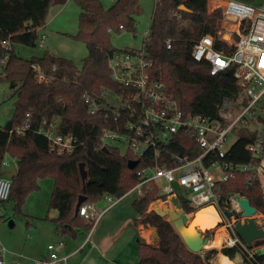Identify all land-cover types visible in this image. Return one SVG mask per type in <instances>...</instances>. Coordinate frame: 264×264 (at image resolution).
I'll return each instance as SVG.
<instances>
[{"label":"trees","instance_id":"16d2710c","mask_svg":"<svg viewBox=\"0 0 264 264\" xmlns=\"http://www.w3.org/2000/svg\"><path fill=\"white\" fill-rule=\"evenodd\" d=\"M72 1L80 9L78 32L67 36L84 43L88 51L80 69L71 60L54 57L49 52L30 60L15 52L17 44L35 47L38 30L46 26L51 8L63 6L68 0H0V39H9L13 47L7 65L2 66L0 81L8 83L16 96L13 116L0 129V178L6 175L3 168L5 159L16 160L17 175L11 179L10 198L3 205L5 208V205L13 203L14 214L22 213L27 197L40 190L41 181L52 179L54 186L48 212L58 213L52 219L55 233L60 238L76 239L94 227L93 221L80 216L77 210L79 197L85 196V204L94 205L107 196L119 200L139 183L137 171L145 166L140 161L137 169L130 170L128 162L136 160L134 155L122 154L119 148L111 145L107 146L108 151L103 150L104 131L113 127L105 123L103 113L89 115L88 106L83 101L87 94L104 104L113 94L125 89L111 79L108 60L120 51L112 45V37L122 31L135 32L136 16L143 0H116L110 6H105L100 0ZM153 1L155 10L145 46L147 59L152 62L151 74L164 83L169 95L178 100L183 113L199 114L214 120L225 98L234 102L242 99L246 105L248 99L235 79L236 67L211 76L208 64L197 63L191 57L193 45L202 37L209 35L217 39L222 11L217 9L209 14V0ZM239 1L253 4L256 0ZM181 6L188 12L180 10ZM168 39L173 41L171 50H167L165 45ZM216 46L221 48L224 45L217 41ZM4 54L0 47V58ZM33 65L49 78L48 82L36 79ZM259 108L258 121L264 128V99ZM28 120L30 127L18 133L17 129ZM52 126L54 130L72 134L78 139L73 153L57 156L50 151L49 141L42 133ZM258 134L248 126L240 128L239 139L230 147L225 161L261 166L263 158H256L246 150ZM165 153L194 156L198 149L194 142L181 137ZM81 163L87 170L86 181L80 175ZM249 182L247 174H239L234 180L220 185L221 208L227 209L228 200L240 196L264 216L261 184L255 181L251 186ZM160 199L163 198L159 195V188L149 185L132 204L136 215L146 219L158 233L155 245L141 239L138 250L140 264H211L208 256L194 253L186 246L171 222L155 210L149 211L150 205ZM181 206L188 214L194 212L186 200L181 199ZM248 251L225 248L222 253L231 260L240 254L245 263L264 264V257L258 255H254L252 263L249 262ZM212 253L216 254L217 250L208 252Z\"/></svg>","mask_w":264,"mask_h":264},{"label":"built area","instance_id":"2783aa9c","mask_svg":"<svg viewBox=\"0 0 264 264\" xmlns=\"http://www.w3.org/2000/svg\"><path fill=\"white\" fill-rule=\"evenodd\" d=\"M107 1L114 3L116 0ZM222 3V19L219 22L217 39L209 35L202 37L193 45L191 57L197 63L208 64L211 76L236 67L235 79L244 97L248 99L246 105L242 99L234 102L231 98H225L214 120L199 114L185 115L178 100L167 93L164 83L152 77V62L147 59L145 48L149 33H146L143 46L139 50H120L108 60L111 79L125 88L121 93L113 94L104 104L98 103L87 94L83 98L89 115L103 113L105 123L113 127L104 131L102 148L121 145L135 156V161L139 162L137 168L140 161L145 164L137 171L139 183L129 193H137L139 197L145 186L155 185L163 198L158 201L163 205L175 209L171 202L173 197L180 204L181 199L188 201L194 212L188 214L183 210L187 216L209 206L215 207L221 216L217 208L222 209L220 185L234 180L239 174H247L251 186L259 181L261 166L234 164L225 161V158L230 149V135L235 130L255 123L262 125L258 117L261 112L259 105L264 99V5L255 6L239 0H224ZM45 39L46 36L42 35L40 47H43ZM217 41L224 46L217 48ZM165 45L167 50H171L173 41L168 39ZM0 47L5 53L0 58V65L4 67L13 47L9 39H0ZM32 68L37 72L38 81H49L36 65ZM29 127L28 120L17 132L22 133ZM53 127L42 133L49 141L50 151L57 156L73 153L78 146V139L72 134H62ZM181 137L194 142L198 149L196 155L165 153ZM246 150L256 158L262 157L264 134L260 132ZM12 164L13 168L10 169L9 162L5 160L4 170H17V161L12 159ZM11 188L12 180L6 175L2 176L0 221L4 219L3 205L9 201ZM105 199L110 203L117 201L110 196ZM230 199L231 202L234 199V207L222 211L235 209L237 214L228 218L225 226L227 237L222 248L248 251L247 245L235 231L236 223L243 222L235 216L241 211L239 203L236 196ZM79 214L84 219L93 221L95 226L102 212L97 205L84 203ZM222 224L223 218L219 226ZM64 245L63 241L49 245L48 257L43 260L7 262L6 256H10L11 252L0 242V264H67L68 257L59 253ZM248 253V261L252 263L255 251Z\"/></svg>","mask_w":264,"mask_h":264},{"label":"rangeland","instance_id":"374dc122","mask_svg":"<svg viewBox=\"0 0 264 264\" xmlns=\"http://www.w3.org/2000/svg\"><path fill=\"white\" fill-rule=\"evenodd\" d=\"M100 1L105 6L111 5V3H109L107 0ZM221 1L223 2L224 0H209L208 13L212 14L217 9H220L222 11L223 3ZM253 4L255 6H259L261 4L264 5V0H256ZM61 7H65V11L61 13L60 16L55 20H52V18L56 9L54 7L53 9L51 8L46 26L39 29L38 31V42L35 47H28L17 44L15 45V52L20 57L26 60H30L34 57H42L46 52H49V54L51 55L71 60L75 64V66L80 69L82 67L83 60L88 55L87 48L84 43L73 40L72 38L67 36V34L74 35L78 32V18L80 14V9L72 0H68V2ZM154 10L155 1L143 0L141 2L140 13L136 16L137 27L135 32L122 31L120 34H113L112 45L118 50H139L140 48H142L146 33H150ZM42 35H45L46 39L44 41L43 47H40L39 41L41 40ZM1 73L2 66L0 65V75ZM15 100L16 96L12 87L8 83L0 81V129L5 127V125L12 118L14 113ZM248 127L252 132L257 131L258 133L261 132L262 134H264V128L262 127V125L255 123L249 125ZM239 130L240 128L235 130L230 135L229 147L233 146L239 139ZM114 146L119 148L122 154H127L125 147L115 144ZM262 158L263 160L259 169V181L264 191V154L262 155ZM51 183H53V180L50 178H47L40 182L41 189L39 191L32 192L27 197L25 203L22 206L21 214H14L13 203L7 204L8 208L5 211L4 219L1 221L5 223V226L9 230L13 231L14 234H20L21 230H23V225H25L26 227V223L28 222L27 217H29L30 215L38 216L39 214H44L47 212L50 196L52 193V187L50 186ZM233 200L228 208L234 207L235 202ZM104 201V204L107 203V200ZM158 203L160 202L156 201L152 203L149 207V211H152L153 209H158L161 212L166 210L171 212L173 210V208L169 205L159 206ZM217 208L220 211L222 218L224 219V224L220 226L225 227L228 221V217L226 216L225 212L222 211V209H220L219 207ZM235 216L237 217L238 215ZM257 216L261 215L257 213ZM165 218L167 221L170 222V217L168 215ZM145 221L147 220H142L141 218H138L137 226H139V228L143 232H149L150 235L148 236V238L146 239L144 237L145 242L150 245H155L157 243L158 237L153 239V234L155 235L157 231L155 228L150 227L148 225V222L145 223ZM10 222H16V226L11 228ZM256 222L259 224V227L264 229V216L256 218ZM204 236L211 237L213 239L214 230L203 232L201 238H203ZM211 238H209L210 241L212 240ZM210 241L207 245V247L210 249H207L202 253L210 258L211 264H219V259L223 254V248L222 246L220 248L210 247ZM257 242L259 243V245L263 244L259 247H264V239L259 240ZM55 244L56 243H54V245ZM256 247L257 246H255V248ZM212 249H216L217 253L208 254V252ZM7 250L10 251L9 249ZM254 250L255 249H251L250 252ZM234 261L237 264H248L245 263L243 257L240 254L235 257Z\"/></svg>","mask_w":264,"mask_h":264},{"label":"crops","instance_id":"0c3cea01","mask_svg":"<svg viewBox=\"0 0 264 264\" xmlns=\"http://www.w3.org/2000/svg\"><path fill=\"white\" fill-rule=\"evenodd\" d=\"M54 8L56 11L52 20L65 11V7ZM5 160L12 169V159L7 157ZM8 172L10 171L5 170V173ZM50 186L53 190L54 182ZM137 198V193H129L114 203L104 198L97 204L98 210L102 212L99 221L91 232L79 235L76 239L60 238L56 235L52 222V219L58 216L56 211L47 210L38 216L30 215L27 217L26 227L23 225L20 234H14L0 221V242L11 251L6 260L7 262L43 260L48 257L49 245L63 241L65 245L59 253L68 257L67 264H140L138 250L141 239L145 241V231L143 233L137 226L139 217L132 207ZM104 200H107V203L104 204ZM7 208L8 205H5V211ZM47 216L49 219L46 220ZM15 226L16 222H10L11 228Z\"/></svg>","mask_w":264,"mask_h":264},{"label":"water","instance_id":"95a60500","mask_svg":"<svg viewBox=\"0 0 264 264\" xmlns=\"http://www.w3.org/2000/svg\"><path fill=\"white\" fill-rule=\"evenodd\" d=\"M180 10L188 12L186 7L181 6ZM104 151H108L107 147L103 148ZM139 162L138 161H129L128 162V168L130 170H134L137 168ZM79 171L80 175L82 177L83 181H86L87 179V170L84 163H81L79 165ZM17 175V170L6 173V176L10 179H13ZM86 197L80 196L79 201L77 204V210L79 211L81 205L85 203ZM236 201L239 203L240 207V213H238V217L243 220L238 221L235 225V231L237 235L243 240V242L247 245L248 249H255V255L264 257V247H259L258 242L259 240L264 239V229L259 227V224L256 222L255 216L257 215V211L255 208H253L250 204V202L243 197L236 196ZM172 204L175 209H173L171 212L169 211H159L158 209L155 210L160 216L166 217L167 215L170 217V222L172 223L174 229L178 232V234L183 239L186 246L194 253H202L207 249H210L207 247L208 242L210 241L207 237L200 238L198 240H187L183 235L180 233V230L184 228L186 225H188L193 220L192 216H187L183 209L181 204L179 203V200L176 197L172 198ZM228 204L231 205V199L228 200ZM225 214L228 218H232L234 214H237L235 209L233 210H226ZM147 223V221H145ZM203 235V233H202ZM158 235L155 233L153 236V239L157 238ZM255 242V243H254ZM255 246H257L255 248Z\"/></svg>","mask_w":264,"mask_h":264},{"label":"bare ground","instance_id":"6f19581e","mask_svg":"<svg viewBox=\"0 0 264 264\" xmlns=\"http://www.w3.org/2000/svg\"><path fill=\"white\" fill-rule=\"evenodd\" d=\"M158 205L163 206V203H158ZM260 217L261 216H257V215L255 216V218H260ZM221 221H222L221 216L217 212L216 208L213 206H209L197 211L193 215V220L184 228H182L180 230V233L187 240H198L201 238L203 232L214 230L213 239L211 237H207V238L212 239L210 241V247L220 248L223 245L225 238L227 237V234L225 232V227L219 226V223ZM149 235H150L149 232H146L144 234V237L148 238ZM219 264H237V263L234 260H231L229 257L222 254L219 259Z\"/></svg>","mask_w":264,"mask_h":264}]
</instances>
